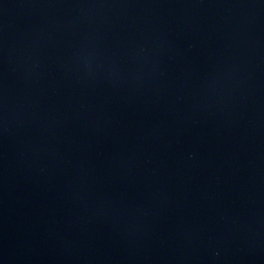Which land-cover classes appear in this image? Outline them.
I'll return each instance as SVG.
<instances>
[{
	"label": "water",
	"instance_id": "obj_1",
	"mask_svg": "<svg viewBox=\"0 0 264 264\" xmlns=\"http://www.w3.org/2000/svg\"><path fill=\"white\" fill-rule=\"evenodd\" d=\"M0 264H264V0H0Z\"/></svg>",
	"mask_w": 264,
	"mask_h": 264
}]
</instances>
